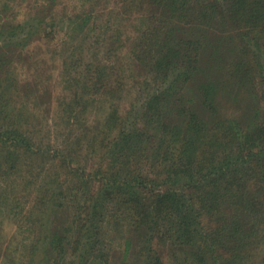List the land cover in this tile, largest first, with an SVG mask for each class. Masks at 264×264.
Masks as SVG:
<instances>
[{
  "label": "trees",
  "instance_id": "trees-1",
  "mask_svg": "<svg viewBox=\"0 0 264 264\" xmlns=\"http://www.w3.org/2000/svg\"><path fill=\"white\" fill-rule=\"evenodd\" d=\"M127 1L130 7H139L144 0ZM221 1L224 4L218 11L209 0H155L162 15L151 17L152 26L142 31L131 50L144 69L140 94L125 98L126 87L116 81L125 69H119L111 80L113 75L106 68L113 67L112 56H106L92 64L91 83L83 84L86 92L93 84L90 90L94 93L88 95L93 96L95 104H86L83 97L67 101L70 105L61 103L63 110L56 123L58 127L68 125L70 135L74 126L79 127L80 114L105 111L106 95L107 100L116 101V106L125 103L128 107L122 111L124 121L117 123L119 110H109L104 116L105 126L98 124L96 135L81 134L76 149L69 152L70 161L76 162L79 157L75 152L85 147L95 153L99 140L103 143L109 136L102 145L101 156L109 159L105 170L95 168L91 174L81 168L78 174L74 172L77 182L68 184L66 178L57 177L56 185H48L60 192L54 198L56 202L61 196L67 202L87 203L85 227L77 230L78 238L73 242L76 247L72 255L77 260L73 263L165 264L162 251H155L153 244L152 233L159 230L172 264H252L253 255L246 248L254 245L252 241L259 235L264 236V0ZM85 25L83 22L81 29ZM105 25L109 21L101 27L103 33L107 31ZM103 33L95 38L94 46L107 42ZM77 45L67 48L79 51L81 45ZM106 48L111 52V47ZM73 59L67 62L69 67L76 64ZM6 79L0 92V112H5L4 92L13 85L14 97L22 102L13 118L24 119V101L32 97L37 103L42 92L17 89L19 85L12 83V77ZM106 80L110 89L101 91ZM98 82L104 86L100 88ZM60 115L66 117L60 120ZM15 123L19 127L11 133L8 128L3 130L0 139L5 136L12 142L16 152H12L13 161L25 153L29 165L37 168L47 149L38 141L34 144L29 128L20 127L21 121ZM29 135L26 142L24 136ZM2 139L3 147L7 140ZM7 156H11V150ZM54 156L62 167L65 158L59 153ZM35 158L40 159L36 164ZM142 166L160 169L157 175L163 180L137 173ZM65 175L67 181L72 177L69 171ZM59 181L64 183L60 185ZM153 188L159 191L145 196ZM45 192L51 195L50 190ZM140 202L139 208L129 205ZM202 217H209L206 229ZM106 219L127 226L115 260L103 253L104 239L97 238ZM159 221L164 222L159 225ZM56 234L48 243L53 260L60 256L54 249L55 242L61 244ZM64 248L68 252L67 245ZM207 251V259L200 258L201 252ZM226 252L229 256L224 258Z\"/></svg>",
  "mask_w": 264,
  "mask_h": 264
},
{
  "label": "rangeland",
  "instance_id": "rangeland-1",
  "mask_svg": "<svg viewBox=\"0 0 264 264\" xmlns=\"http://www.w3.org/2000/svg\"><path fill=\"white\" fill-rule=\"evenodd\" d=\"M149 1L144 0L143 6L130 7V2L127 0H0V92L4 91L6 78L9 76L12 77V83L19 85V87L16 86L17 89L41 90L42 92L37 103L32 102V97L28 98L29 102L24 101L27 108L24 112V119L13 118V113L21 110L22 102L20 97H14L13 85L8 86V92H4L3 96L5 112H0V133L3 130L6 132L7 128L11 133L19 127L15 122L21 121L23 125L20 127L29 128L30 135L35 141L34 144L38 141L41 148L47 149V152H44V160L37 168L36 166L33 168L28 163V157H23L25 153L19 154L20 159L13 161L12 152H16L12 149V142L5 136L0 139V166L4 169V171L0 170V264H75L73 262L77 261L72 255L76 247L73 242L78 238L77 230L82 224H86L83 216L85 217L88 211L87 203L77 200L67 202V199L61 196L56 202L54 198L60 192L57 189L48 188V185H56L58 182H54V179L56 180L57 177L58 180L67 179L65 175L67 171L72 174V177L68 179L69 181L65 179V182L70 184L72 181L77 182L78 169H86V173L100 167L105 170L109 159L101 156L104 153L102 145L109 140V136H106V141L103 143L102 139L99 140L101 146L99 144L94 147L95 153L88 152L85 147L82 152H75L79 157L76 162L70 161L69 152L71 149H76V141L81 138V134L96 135L97 125L105 126L104 116L109 110L116 111L115 108L119 110L115 117L117 123L124 121L125 116L122 111L128 107H125V103H120L119 107L116 106V101H113V98L107 100L106 95L105 111L80 114L79 127L74 126L75 130L71 135L67 134L68 125L64 126L62 123L61 127L57 126V116L63 110L61 103L70 105L71 103L67 101L71 99L80 101L83 97L86 104L89 101L95 104L93 96L88 95L94 93L90 90L93 84L87 92L83 89L85 88L83 84L87 81H89L88 84L91 83L89 69L91 67L93 69L92 64H97V58L104 59L106 56H112L113 67L106 68L109 70L108 73L113 75L111 80H114L119 69H125L117 75L116 80L126 87L125 91L128 92L125 98H133L134 94H140V84L145 80L142 74L144 69L139 61H136L135 56L133 58L132 46L136 44L139 37L141 38L142 31L152 26L151 17L162 15L160 11L162 8L156 7L155 0ZM210 1L218 11L222 8L221 4H224L221 0ZM107 21L109 25H105L104 29L107 31L103 33L104 30L101 27ZM83 22L86 25L81 29ZM101 32L104 34L103 40L107 42L94 46L92 43L95 38L102 37ZM72 44H80L79 51L73 52L70 47L67 48ZM106 47H111V52H108ZM135 55L141 57L138 53ZM73 57L76 64L69 67L67 62ZM108 81H105V87L102 82V84L98 82L99 87H103L101 91H109ZM36 92L40 94V91ZM36 105H39L38 108ZM64 117L66 116H59L60 120ZM115 132H112V136ZM30 135L24 136L26 142ZM40 136H44L43 139ZM2 138L7 140L3 147ZM9 150H11L10 157L7 156ZM55 153L65 158L64 162L60 163L62 167L58 165ZM34 160L35 164L40 161L39 158ZM77 162H81L80 165ZM29 166L31 168H28ZM138 170L140 171L137 173L145 178L147 176L149 179L163 180L162 176L157 175L160 169L155 170L142 166ZM62 181H59L60 185L64 183ZM47 189L51 191L49 196L45 192ZM148 190L145 191L148 192ZM62 191L65 189L62 188ZM158 191L159 189H155L149 194L145 192L143 194L150 197ZM141 204L140 202L138 205L136 203L129 205L139 208ZM64 217L67 218L66 222H64ZM163 222L159 221L158 224L162 225ZM209 223V217H202V226L205 229L210 226ZM125 227L127 229V226L120 224V221L113 224L112 221L109 223L106 219L103 227H100L101 230L98 231L100 236L97 238L104 239L105 242L101 250L111 260L119 256L121 236ZM66 231H68V236L65 234ZM102 231L107 234L103 235ZM53 234L61 237L60 245L59 242L54 243L56 244L54 249L60 253L55 260L49 256L51 246H48L50 236ZM152 235L155 236L153 243L155 251H162L164 255L163 263L172 264L173 261L170 260L167 250L168 246L161 243L163 239L159 230L154 231ZM259 236V239L252 241L254 245L246 248L250 250L249 254L253 255L252 264H264V236ZM65 245H67L68 252L64 250ZM208 253V251L206 254L201 252L200 258L203 256L207 259ZM228 256V252L223 255L224 258ZM197 258L199 259L198 256Z\"/></svg>",
  "mask_w": 264,
  "mask_h": 264
}]
</instances>
